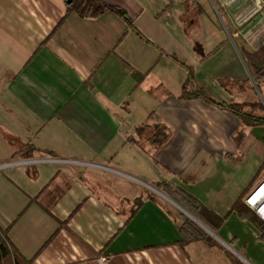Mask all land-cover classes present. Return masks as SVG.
<instances>
[{"label": "crops", "instance_id": "1", "mask_svg": "<svg viewBox=\"0 0 264 264\" xmlns=\"http://www.w3.org/2000/svg\"><path fill=\"white\" fill-rule=\"evenodd\" d=\"M103 1L132 25L114 13L67 15L66 0H0V162L15 163L0 171L8 242L32 264H234L228 253L264 264L260 232L231 212L264 162L251 145L264 144L249 134L237 142L230 113L181 101L187 73L171 58L193 66L213 97L253 99L242 49L264 43V9L258 0ZM158 123L173 131L162 148L131 140L138 126ZM237 153L250 159L247 173L228 165ZM27 160L38 162L20 164ZM159 183L225 218L218 234L210 230L225 250L180 247L192 215ZM263 183L245 197L255 213L247 200Z\"/></svg>", "mask_w": 264, "mask_h": 264}, {"label": "trees", "instance_id": "2", "mask_svg": "<svg viewBox=\"0 0 264 264\" xmlns=\"http://www.w3.org/2000/svg\"><path fill=\"white\" fill-rule=\"evenodd\" d=\"M191 1L197 5L196 0ZM107 13H114L129 25H132V21L125 10L119 6L108 4L103 0H73L71 3H67V15L76 14L81 18H96ZM242 53L244 61L251 73L253 83L248 80V89L254 94L253 99L249 98L237 101L233 97L230 102H226L213 97L199 86L194 67L172 55L171 58L181 65L187 73V78L182 85L179 99L183 102L192 99H201L211 106L230 113L240 124V129L234 135V139L237 142H243L249 134L264 144V103L260 100L256 92V88L264 84V43L254 51L242 49ZM134 78L137 83H140L144 76L138 72H134ZM172 135L173 131L165 124H143L136 128V136L131 138V140L142 148L144 145H148L160 149L170 141ZM26 147L42 155L54 156L48 150H41L28 145ZM263 170L264 162L251 181V184L234 203L231 212H235L239 218L255 226L260 232V240L264 242V221L245 203L247 193L250 191L253 183L262 174ZM158 187L176 200L195 219L213 233L218 234V231L223 227L225 218L218 216L215 212L208 209L191 194L180 188H173L168 183H159ZM179 233L182 237V241L179 242L182 249H185L192 242H203L209 247L217 248L221 251L225 250L219 242L189 218H185L184 223L179 227ZM1 248H6V254L0 255V264L33 263V260H27L18 249L8 242L6 232L0 228V252ZM228 255L233 259L234 264H243L231 253H228Z\"/></svg>", "mask_w": 264, "mask_h": 264}, {"label": "rangeland", "instance_id": "3", "mask_svg": "<svg viewBox=\"0 0 264 264\" xmlns=\"http://www.w3.org/2000/svg\"><path fill=\"white\" fill-rule=\"evenodd\" d=\"M206 87H207L206 88L207 91H209V93H212V90L208 86H206ZM230 88L233 91H238L236 87H233V88L230 87ZM257 91H258V96H259L260 100L264 103V84H262L259 88H257ZM0 137L5 138V140H6V136L5 135H0ZM14 146L17 147L16 144ZM1 148H2V146L0 147V149ZM249 154H250L251 157H253L254 160H256V161H258V162L261 163L264 160V147L261 144H258L255 141H253V144L251 145V148L249 150ZM5 155H6L5 152H3L2 150H0V159H2L1 157L5 156ZM234 159L235 160H231V159L227 160L228 165L230 167H233V168L234 167L235 168H238V170L244 169V172L247 173V170H248L247 167L249 166V164H251L250 163L251 162L250 159L248 160V159H246L245 157H243L240 154H238ZM3 162L6 163L5 161H3ZM9 163H11V162H9ZM0 165H1V162H0ZM245 173H243L244 176L246 175ZM263 181H264V172L261 174V176L259 177V179L256 181L254 187L251 189V191L249 192L248 195H250V193L252 191H254V189L259 184H261Z\"/></svg>", "mask_w": 264, "mask_h": 264}, {"label": "built area", "instance_id": "4", "mask_svg": "<svg viewBox=\"0 0 264 264\" xmlns=\"http://www.w3.org/2000/svg\"><path fill=\"white\" fill-rule=\"evenodd\" d=\"M258 8L261 10V9H264V2L262 0H258ZM40 161V160H39ZM42 161H46V160H42ZM50 161H54V162H74V161H68V160H55V159H52ZM38 160H27V161H23V162H20V164H30V163H37ZM75 163V162H74ZM15 163H6V164H2L0 165V171L8 168V167H11L13 166ZM264 186V183L248 198L247 202L253 206V208L255 209L256 213L264 220V215L262 213V210L264 208V197L262 200L260 201H256L254 203H252V200L253 198L256 196V194L259 192V190Z\"/></svg>", "mask_w": 264, "mask_h": 264}, {"label": "water", "instance_id": "5", "mask_svg": "<svg viewBox=\"0 0 264 264\" xmlns=\"http://www.w3.org/2000/svg\"><path fill=\"white\" fill-rule=\"evenodd\" d=\"M73 0H66V2L69 4V3H71ZM264 202V201H263ZM190 216V215H189ZM190 218L193 220V221H195L196 223H198L210 236H212L213 238H215L216 240H218L219 242H221L218 238H217V236H215V234H213L210 230H208V228H206L205 226H203V225H201L197 220H195L192 216H190ZM222 243V242H221ZM223 245H225L228 249H230L231 250V248L228 246V245H226V244H223Z\"/></svg>", "mask_w": 264, "mask_h": 264}, {"label": "bare ground", "instance_id": "6", "mask_svg": "<svg viewBox=\"0 0 264 264\" xmlns=\"http://www.w3.org/2000/svg\"><path fill=\"white\" fill-rule=\"evenodd\" d=\"M263 197H264V186L259 190V192L256 194V196L253 198L252 203L262 200ZM262 213L264 215V208L262 210Z\"/></svg>", "mask_w": 264, "mask_h": 264}]
</instances>
